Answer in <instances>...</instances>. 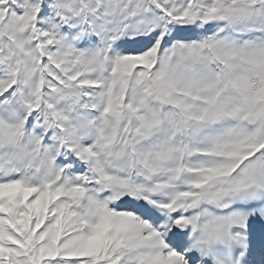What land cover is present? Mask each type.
I'll use <instances>...</instances> for the list:
<instances>
[{
  "label": "snow or ice",
  "instance_id": "obj_1",
  "mask_svg": "<svg viewBox=\"0 0 264 264\" xmlns=\"http://www.w3.org/2000/svg\"><path fill=\"white\" fill-rule=\"evenodd\" d=\"M0 264H264V0H0Z\"/></svg>",
  "mask_w": 264,
  "mask_h": 264
}]
</instances>
